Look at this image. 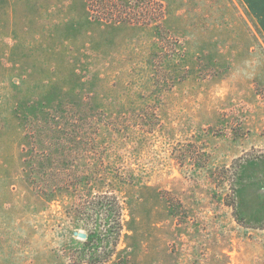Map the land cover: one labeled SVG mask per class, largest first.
Returning a JSON list of instances; mask_svg holds the SVG:
<instances>
[{"label": "rangeland", "instance_id": "374dc122", "mask_svg": "<svg viewBox=\"0 0 264 264\" xmlns=\"http://www.w3.org/2000/svg\"><path fill=\"white\" fill-rule=\"evenodd\" d=\"M55 111L122 208L103 264H264V0H0V264H87L74 193L31 183Z\"/></svg>", "mask_w": 264, "mask_h": 264}, {"label": "trees", "instance_id": "16d2710c", "mask_svg": "<svg viewBox=\"0 0 264 264\" xmlns=\"http://www.w3.org/2000/svg\"><path fill=\"white\" fill-rule=\"evenodd\" d=\"M58 114V111L49 114L44 130L38 124L27 129L32 144L31 183L43 195L74 193L67 213L71 221L83 223L88 231L82 248L74 252L87 264H103L115 253L121 237L122 208L111 191L92 194L91 183L100 176L78 171L82 157L90 155L96 146L95 139L88 137L82 127L83 119L79 116L61 119ZM76 163L77 168L69 167L67 171L61 168L63 164ZM81 184L88 188L83 189Z\"/></svg>", "mask_w": 264, "mask_h": 264}, {"label": "water", "instance_id": "95a60500", "mask_svg": "<svg viewBox=\"0 0 264 264\" xmlns=\"http://www.w3.org/2000/svg\"><path fill=\"white\" fill-rule=\"evenodd\" d=\"M77 236L81 239H85L86 235L84 233H78Z\"/></svg>", "mask_w": 264, "mask_h": 264}]
</instances>
